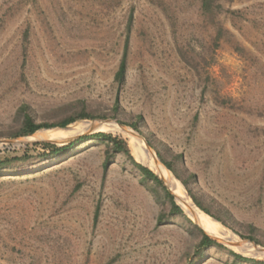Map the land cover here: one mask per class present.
<instances>
[{"label":"rangeland","instance_id":"374dc122","mask_svg":"<svg viewBox=\"0 0 264 264\" xmlns=\"http://www.w3.org/2000/svg\"><path fill=\"white\" fill-rule=\"evenodd\" d=\"M203 2L0 0V157L111 133L128 142L183 211L172 214L125 155L104 170L108 147L90 140L60 157L0 170V264H232L229 251L264 260V0H212L210 12ZM25 105L37 122L80 111L94 118L15 137ZM96 121L150 141L162 165L159 156L225 224L198 208L167 168L197 209L228 239L259 251L206 234L178 203L145 141L118 128L84 131ZM47 132L59 139L36 137ZM203 234L224 248L196 256Z\"/></svg>","mask_w":264,"mask_h":264},{"label":"trees","instance_id":"16d2710c","mask_svg":"<svg viewBox=\"0 0 264 264\" xmlns=\"http://www.w3.org/2000/svg\"><path fill=\"white\" fill-rule=\"evenodd\" d=\"M212 6V0H204L203 2V8L205 12H210V8ZM134 20V14L133 12L130 14L129 22H128V35L125 41L124 45V51L123 56L120 62L119 69L116 73L115 80L119 85H123L126 81V74L128 70V56H129V48H130V34L132 30V24ZM119 107V101L116 102V105L114 106V110H117ZM28 107L25 105L21 109L22 114V125L15 134V137H26L31 136L35 134L36 132L40 130H49L54 128H60L64 129L68 127L71 124H74L78 121L87 120V119H93L94 116L90 115L86 111H80L76 114L69 115L65 117L63 120L59 122H37L31 114L28 112ZM142 118L139 117V121H141ZM139 123L135 122L131 124L130 126L133 127L135 130L139 131ZM90 140H96L103 144H106L108 147V150L106 152V158L104 161V170H107L111 158H113L115 155L123 154L125 155L134 166L139 170V172L142 175L141 182L144 186H147L148 189L153 193V195L156 198H159L160 191L164 194V196L169 200L172 214H183V211L181 207L176 203L174 196L164 187L162 180L148 167L139 164L136 162L135 158L131 154V151L128 146V142L123 140L122 138L118 136H114L111 133H105V132H98L93 135L89 136H82L72 142H70L67 145L64 146H58L52 143H35L32 145V148L30 146L27 147L23 151L22 154L12 153L10 155H5V157H0V170H3L5 168H11L14 165L20 164V163H26L30 162L33 159H38L39 162L47 161L51 158L60 157L68 153L71 149H73L75 146L79 145L80 143H84ZM148 143L151 145L152 143L148 141ZM163 164L168 168L169 171H171L175 177L182 182V184L186 187L188 190L189 195L191 196L192 200L194 201L195 205L200 208L203 212L210 215L214 219L220 221L221 223L225 224V222L215 216L209 209H207L196 197L191 193V190L189 189V178L188 179H182V177L177 173L171 162H168L164 160L161 156H159ZM182 158V157H181ZM180 155L176 157L177 160H180ZM180 164L183 165V161H180ZM172 191V190H171ZM173 192V191H172ZM173 194L176 196V194L173 192ZM176 199L179 203V199L176 196ZM180 204V203H179ZM241 238L243 239H250L255 240L252 236L244 237L241 235ZM250 244V243H248ZM251 243L250 245H252ZM213 247L217 248H224L221 244H219L214 239L210 238L208 235L203 234L202 239L197 245V255L200 256V254L204 250L211 249ZM229 254L233 257V263L232 264H238V263H250V264H264V260H255L251 258L244 257L238 253H235L233 251H229ZM201 258V257H200Z\"/></svg>","mask_w":264,"mask_h":264},{"label":"bare ground","instance_id":"6f19581e","mask_svg":"<svg viewBox=\"0 0 264 264\" xmlns=\"http://www.w3.org/2000/svg\"><path fill=\"white\" fill-rule=\"evenodd\" d=\"M116 128L122 129L124 132H126L128 134H131V135H134L135 137H138L139 141H141V143L143 145H145L146 141L141 136L136 134L133 130H131L129 128L122 127L121 125L116 124V122L114 123L113 121H107L104 123L96 121V122H94V124H89V125L85 126L84 131L89 133L91 131H98V130H105L106 131V130H111V129H116ZM86 132H84V133H86ZM36 137H38L39 139H42V140H50V139L51 140H57V139H59V138H57L56 132L40 133ZM141 139L144 140L145 143ZM62 143H64V142H62ZM147 148L150 150L154 162L157 163V169L159 170V174L165 179L166 184L168 185L169 189L172 190L176 195H178L179 202L181 201L182 206H183L184 210L186 211V213L190 217L195 219V221L204 229V232L206 234L208 233V234L214 235V237L226 241L231 247H233L235 249H240L243 251L244 250L249 251V249L251 251H255V252L259 251L258 248H261V247L256 246L255 244H252V245H254L257 248H252L249 246H245L240 241H238L234 238L228 239L224 233H222L214 224L211 223V221L207 215H205L204 213H202L200 210L197 209V207L194 205V203L192 202L190 197H188V195L184 191V188L181 186V184L175 179V177L172 175V173L169 172L167 170V168H165L162 165V163L158 159V156L156 155V153L148 145H147ZM219 242H221V241H219ZM221 243H223V242H221ZM246 243H248V242H246Z\"/></svg>","mask_w":264,"mask_h":264},{"label":"water","instance_id":"95a60500","mask_svg":"<svg viewBox=\"0 0 264 264\" xmlns=\"http://www.w3.org/2000/svg\"><path fill=\"white\" fill-rule=\"evenodd\" d=\"M122 127H124V126H122ZM148 146H149V144L148 143H146Z\"/></svg>","mask_w":264,"mask_h":264}]
</instances>
